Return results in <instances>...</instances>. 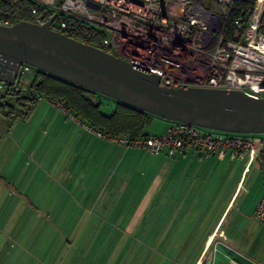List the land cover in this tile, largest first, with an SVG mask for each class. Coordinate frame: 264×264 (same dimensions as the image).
<instances>
[{
	"label": "crops",
	"instance_id": "crops-1",
	"mask_svg": "<svg viewBox=\"0 0 264 264\" xmlns=\"http://www.w3.org/2000/svg\"><path fill=\"white\" fill-rule=\"evenodd\" d=\"M8 101L12 110L0 98V264H264L255 216L264 175L253 158H238L231 191L218 173L237 158L151 153L101 138L51 98L31 108ZM155 116L149 134L172 122ZM139 188L161 190V246L174 257L145 255L142 239L128 249V239L113 238L117 221L107 217L130 213Z\"/></svg>",
	"mask_w": 264,
	"mask_h": 264
},
{
	"label": "built area",
	"instance_id": "built-area-1",
	"mask_svg": "<svg viewBox=\"0 0 264 264\" xmlns=\"http://www.w3.org/2000/svg\"><path fill=\"white\" fill-rule=\"evenodd\" d=\"M11 4L18 0H7ZM48 0H36L44 5ZM58 12L50 27L72 37L60 15L82 19L105 32L102 49L129 63L160 74L159 84L173 88L207 87L241 90L264 98V0H250L237 16L231 34L227 23L236 0H50ZM37 12V9L33 10ZM28 69L22 64L19 75ZM0 80V91L26 89ZM59 107H66L57 103ZM112 143L144 148L151 153L166 150L170 157L187 151L202 156L253 158L264 173V133L232 132L172 120L160 134L139 137L107 135L87 126ZM255 216L264 226V192Z\"/></svg>",
	"mask_w": 264,
	"mask_h": 264
},
{
	"label": "water",
	"instance_id": "water-1",
	"mask_svg": "<svg viewBox=\"0 0 264 264\" xmlns=\"http://www.w3.org/2000/svg\"><path fill=\"white\" fill-rule=\"evenodd\" d=\"M57 13L43 24L0 22V80L14 83L26 63L169 120L264 133V98L233 89L162 86L160 74L52 29Z\"/></svg>",
	"mask_w": 264,
	"mask_h": 264
},
{
	"label": "trees",
	"instance_id": "trees-1",
	"mask_svg": "<svg viewBox=\"0 0 264 264\" xmlns=\"http://www.w3.org/2000/svg\"><path fill=\"white\" fill-rule=\"evenodd\" d=\"M218 7L217 2L208 0ZM250 0H236L231 11L226 33L231 34L234 29V23L237 16L241 15L248 8ZM37 9V12L33 10ZM52 12V9L39 4L36 0H18L11 4L7 0H0V22L14 24L21 20L34 22L38 14L46 18ZM56 20H65L68 29L72 31V37L85 43L102 47V40L105 32L101 28L73 16L60 15ZM28 69L22 72L17 78V84L26 89L17 91H2V106L12 110L13 103L29 106L30 108L40 97H48L54 101L61 102L67 110H73L75 115L89 122V126L96 130H101L107 135H128L130 137H139L148 135L147 125L152 123L154 114L145 110L129 105L115 99L114 108L107 112L103 109V101L99 97H104L102 93L86 88L77 83L71 82L59 76L40 70L27 64ZM28 74L24 82V76ZM4 98L5 99L4 101ZM29 109L21 108L19 112ZM264 175V173H263Z\"/></svg>",
	"mask_w": 264,
	"mask_h": 264
},
{
	"label": "rangeland",
	"instance_id": "rangeland-1",
	"mask_svg": "<svg viewBox=\"0 0 264 264\" xmlns=\"http://www.w3.org/2000/svg\"><path fill=\"white\" fill-rule=\"evenodd\" d=\"M58 20H55L57 22ZM25 65H27L25 63ZM31 66V65H30ZM26 74L24 76V82L26 79H28ZM0 91V96L3 94ZM104 95V94H103ZM1 98V97H0ZM104 98L110 99L113 101V103H110L109 101H104V106L103 109L107 112H109L111 109L114 108L115 104V99L112 97H109L107 95H104ZM2 99V98H1ZM69 111V110H68ZM156 120L157 118H160V116H155ZM163 118V117H161ZM146 130H152V129H158V125H153L149 124L146 126ZM228 160L223 162V164H226ZM238 158L235 161H230L229 162V168L223 170V174L218 173L221 181H223V184L225 185L226 188L229 190H233L237 184L239 174L236 172L235 169V164H237ZM228 170V171H226ZM217 174V175H218ZM262 174V173H261ZM218 177V176H217ZM219 179V178H217ZM248 189V185L246 183L245 185ZM152 188V187H151ZM245 188V187H244ZM243 188L242 193H245V189ZM136 198L134 199V207L130 208L131 212L126 213L124 212L123 214H118L116 215H109L107 218H113L117 221L115 227H114V239H128L129 243H127L129 246L127 247L128 249L130 248V245L132 244L130 241L131 239H142L144 242V250H145V255H148L150 257H156V256H161L163 254L166 255H171L174 257V253H171L168 251L167 248H164L161 246V190L158 192H151L149 194H146V189L144 188H139L136 189ZM253 195H251L250 198H252ZM139 199V200H138ZM126 200V199H125ZM123 200V201H125ZM122 202V200H121ZM199 204V205H198ZM198 209H201L203 207V202H198ZM128 219H132L134 223H137V225H132L131 223L128 225L126 224V221ZM104 227V226H103ZM132 228H142L143 230H133ZM88 232H81L80 237L82 238L83 235H85ZM102 231L99 232V235H101ZM102 235H104L102 233ZM127 235V237H126ZM149 236V237H148ZM141 245V243H140ZM133 246H131L132 248ZM141 247L135 246L134 250H140Z\"/></svg>",
	"mask_w": 264,
	"mask_h": 264
}]
</instances>
